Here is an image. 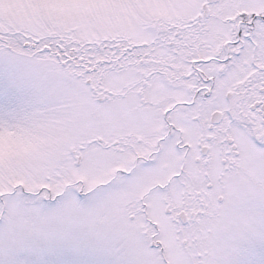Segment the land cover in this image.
I'll return each instance as SVG.
<instances>
[{"label":"snow or ice","instance_id":"snow-or-ice-1","mask_svg":"<svg viewBox=\"0 0 264 264\" xmlns=\"http://www.w3.org/2000/svg\"><path fill=\"white\" fill-rule=\"evenodd\" d=\"M0 264H264V0H0Z\"/></svg>","mask_w":264,"mask_h":264}]
</instances>
